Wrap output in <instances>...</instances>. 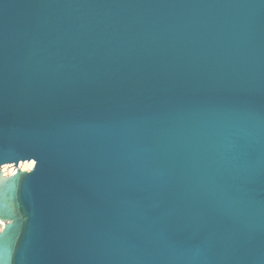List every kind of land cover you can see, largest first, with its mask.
<instances>
[{
	"label": "water",
	"instance_id": "obj_1",
	"mask_svg": "<svg viewBox=\"0 0 264 264\" xmlns=\"http://www.w3.org/2000/svg\"><path fill=\"white\" fill-rule=\"evenodd\" d=\"M0 264H264V0H0Z\"/></svg>",
	"mask_w": 264,
	"mask_h": 264
},
{
	"label": "rangeland",
	"instance_id": "obj_2",
	"mask_svg": "<svg viewBox=\"0 0 264 264\" xmlns=\"http://www.w3.org/2000/svg\"><path fill=\"white\" fill-rule=\"evenodd\" d=\"M0 223H1V222H0ZM2 226H3V224L1 223V224H0V230H1Z\"/></svg>",
	"mask_w": 264,
	"mask_h": 264
},
{
	"label": "bare ground",
	"instance_id": "obj_3",
	"mask_svg": "<svg viewBox=\"0 0 264 264\" xmlns=\"http://www.w3.org/2000/svg\"><path fill=\"white\" fill-rule=\"evenodd\" d=\"M1 224V223H0Z\"/></svg>",
	"mask_w": 264,
	"mask_h": 264
}]
</instances>
